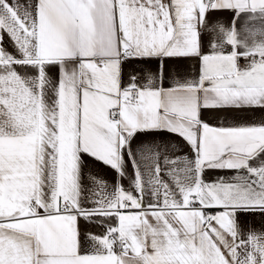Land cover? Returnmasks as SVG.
<instances>
[{"label": "snow or ice", "instance_id": "obj_1", "mask_svg": "<svg viewBox=\"0 0 264 264\" xmlns=\"http://www.w3.org/2000/svg\"><path fill=\"white\" fill-rule=\"evenodd\" d=\"M0 264H264V0H0Z\"/></svg>", "mask_w": 264, "mask_h": 264}, {"label": "crops", "instance_id": "obj_2", "mask_svg": "<svg viewBox=\"0 0 264 264\" xmlns=\"http://www.w3.org/2000/svg\"><path fill=\"white\" fill-rule=\"evenodd\" d=\"M206 116L208 115H212L211 113H205ZM185 151H187V149H185ZM89 166L92 167V162L89 161ZM94 173H98L101 176H103L109 183H111L114 179H115V173L113 171H111L110 169L104 167L101 164H97L94 166L93 168ZM220 175H224L225 173H219ZM209 176L212 175H216V173H208ZM125 186L127 187V180L124 181ZM249 222H251V218H248ZM82 227H84L83 222L81 224ZM255 226L258 228L260 227V222H259V218H257L256 222H255ZM94 231H99L98 228H94Z\"/></svg>", "mask_w": 264, "mask_h": 264}]
</instances>
